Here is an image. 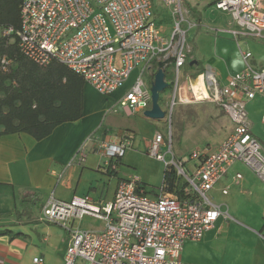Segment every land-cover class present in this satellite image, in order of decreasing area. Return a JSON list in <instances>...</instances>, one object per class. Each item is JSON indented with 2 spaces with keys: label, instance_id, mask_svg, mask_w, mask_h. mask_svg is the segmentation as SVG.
<instances>
[{
  "label": "built area",
  "instance_id": "obj_1",
  "mask_svg": "<svg viewBox=\"0 0 264 264\" xmlns=\"http://www.w3.org/2000/svg\"><path fill=\"white\" fill-rule=\"evenodd\" d=\"M160 1L176 19L169 40L156 26L154 0H22L19 30L7 28L1 33L2 37L15 35L21 54L37 66L61 64L103 97L122 89L140 67L117 101L127 115L150 109V90L142 76L147 72L152 81V62L172 57L175 79L170 110L176 103L206 102L219 107L232 124V131L213 151L190 154L191 167L173 155L165 163L161 152L164 137L154 135L147 154L164 163V168L173 167L181 179L184 199L166 195L161 188L150 197L136 175L118 181L112 200L104 204L89 195L64 201L51 194L40 219L69 231L63 264H198L181 261L184 243L199 242L219 218H228L207 193L237 164L264 183V151L251 133L245 107V101L264 97V66L254 68L247 62L251 53L241 52L243 70L223 86L202 74L208 90L195 99L189 80L181 79L188 58L182 0ZM210 1L216 11L231 17L238 30L231 31L234 37L242 34L264 40V0ZM174 35L179 37L173 45ZM9 64L5 57L0 59L3 70ZM128 141L102 143L98 149L106 159L121 158ZM84 159L85 149L80 146L66 167ZM104 166L115 168L108 162ZM56 177L60 179L62 174ZM234 179L240 180L241 174L236 173ZM221 194L226 195V189ZM85 219L99 222V228H81ZM32 263L44 264V260L35 257Z\"/></svg>",
  "mask_w": 264,
  "mask_h": 264
},
{
  "label": "crops",
  "instance_id": "obj_2",
  "mask_svg": "<svg viewBox=\"0 0 264 264\" xmlns=\"http://www.w3.org/2000/svg\"><path fill=\"white\" fill-rule=\"evenodd\" d=\"M209 2L212 5L210 0ZM231 31L238 32L233 25L219 35L214 31L211 33L202 31L203 33L199 32L196 35L198 46L193 52L194 57L193 59L187 58L181 73L182 82L188 79L191 88L193 81L198 83V90L195 91L192 88L194 94L202 88L203 91L208 90L207 82L202 74H209L217 85L223 86L230 76L242 71L245 62L241 57V52H250L248 44H245V42L249 43V39L257 43H264V40L259 41L242 34L234 37ZM251 58L252 54L249 59ZM247 62L254 68L264 66V61L261 60L254 62L253 65L250 60ZM126 87L116 91L111 97L120 99ZM87 88L92 89L87 84L84 85L82 117L78 121L57 126L48 137L41 141H35L29 135L22 133L0 137V264H33L32 259L35 257L43 258L44 264H63L69 231L58 225L42 222L40 219L41 210L47 198L52 194L58 200L68 201L74 196L89 195L96 203L104 204L112 200L118 181L128 177L126 174L120 176L118 171L120 168L118 164L122 166V158L106 159L98 151L101 140H98L95 131L102 123L104 109L97 110L89 102L90 100L86 96ZM261 100L264 101V97L258 96L251 101H245V107L249 112L247 114L251 133L259 142H264V129H262L264 125L262 123V126L259 125V122L264 123V121L260 120L259 112L255 110L256 103ZM179 104H194L189 108L196 107V109L204 110L206 113L205 122L212 126L210 131L217 129L218 141L214 142L212 147L207 146L210 145L207 141L203 152L213 151L232 131V124L228 118L220 119L224 112L216 105L201 101ZM138 113L149 122L163 120H150L145 118L143 113ZM222 123L226 126L225 129H221ZM131 134L133 133L125 132L122 138L109 144H117L123 139L131 137ZM80 146L85 149L84 161L81 164L73 163L66 167ZM262 149H264L263 146ZM106 162L110 166L116 165L115 168H105ZM59 173L62 174V177L57 179L56 175ZM257 180L259 179L257 178ZM232 181L237 184L244 181V178L241 174L240 180L236 181L233 177ZM245 182L248 184L249 179ZM142 185L146 190L147 185L144 183ZM155 189L153 191L146 190V194L155 197L157 188ZM242 191L250 197L256 194L258 199L264 201V190L256 189L255 192H252L249 187H243ZM218 221L224 220L219 218ZM248 223L251 229L258 222L248 221ZM99 226V222L91 219H85L80 224L81 228H99ZM214 228L205 232L199 242L187 241L184 243L181 252L183 263H202H199V258L187 256L188 252L195 246L202 248V240ZM4 233L20 235L10 238Z\"/></svg>",
  "mask_w": 264,
  "mask_h": 264
},
{
  "label": "rangeland",
  "instance_id": "obj_3",
  "mask_svg": "<svg viewBox=\"0 0 264 264\" xmlns=\"http://www.w3.org/2000/svg\"><path fill=\"white\" fill-rule=\"evenodd\" d=\"M154 6L156 26L160 29L164 38L169 40L172 36L176 19L174 20L171 11L160 0H154ZM182 7L186 13V23L182 25V29L185 31L184 42L190 59H193V52L196 51L198 46L196 35L199 32L207 33L208 31V33H211V31H214L219 35L233 26L231 17L216 11L209 0H182ZM194 11L197 12V15H195ZM178 37L179 35H174L173 45L178 41ZM239 42L244 44L242 41ZM245 44H248V51L252 54V58L249 59L252 65L258 60L264 61V43H257L249 39V43L245 42ZM151 66L152 70L155 71L157 62H152ZM139 68L132 73L124 87L130 85ZM182 72L183 69H181ZM164 73L168 87L160 94L158 101L160 109L166 112V117L162 121L149 122L139 113L127 117L126 110L118 108L117 101L119 99H114L111 96L103 97L90 88L86 90L89 102L97 110L104 109L102 123L95 131L98 140H101L100 144L113 143V141L122 138L125 132L133 133L128 138V143L129 145L131 143L132 146L127 147L121 157L122 166L118 164L120 176L123 174L127 176L136 175L140 178L141 183L147 185L146 190L153 191L157 188V194L160 188L163 189L161 182L164 163L147 154V149L155 134L159 133L164 137L165 143L161 152L165 153V163H169L173 155L175 159L183 161L185 166L189 165L190 167L192 162L188 159L192 152L205 149L207 141L210 144L207 146L212 147L211 145L219 139L217 129L210 131L212 128L211 124L205 122V111L196 109V107L189 108V106H194V104L181 105L176 103L170 110L173 81L175 79L173 63L165 67ZM142 78L150 89V75L145 72ZM255 110L259 112L258 117H261L260 120L262 121L264 114L263 100L256 103ZM246 111L248 112V109ZM220 119L226 120V116L222 113ZM261 123L264 125L263 122H259V125ZM225 128L226 126L222 123L221 129ZM259 143L264 148V142L260 141ZM169 144L170 151H168ZM237 172L242 174L244 181L236 184L232 180ZM248 179L249 183L247 184L245 181ZM243 187H249L252 192H255L256 189L261 191L264 190V183L257 180L249 169L237 164L229 169L227 176L219 181L212 191L207 193L208 198L214 204L220 206L222 213L227 214L228 218H220L224 221H218L219 223L214 224V230L202 240V248L195 246L188 252V255H185L199 258V263L202 262L201 264L264 263V201L258 199L256 194L250 197L242 193ZM223 188L227 191L226 195L221 194V189ZM164 194L166 193L164 192ZM248 221H254L255 223L257 221L258 223L250 229Z\"/></svg>",
  "mask_w": 264,
  "mask_h": 264
},
{
  "label": "trees",
  "instance_id": "obj_4",
  "mask_svg": "<svg viewBox=\"0 0 264 264\" xmlns=\"http://www.w3.org/2000/svg\"><path fill=\"white\" fill-rule=\"evenodd\" d=\"M21 2L0 0V59L10 61L6 70L0 66V137L22 133L41 141L57 126L82 117L85 83L61 64L37 66L21 54L15 35L2 37L4 29L19 30ZM161 184L166 194L186 197L173 167L164 169Z\"/></svg>",
  "mask_w": 264,
  "mask_h": 264
},
{
  "label": "water",
  "instance_id": "obj_5",
  "mask_svg": "<svg viewBox=\"0 0 264 264\" xmlns=\"http://www.w3.org/2000/svg\"><path fill=\"white\" fill-rule=\"evenodd\" d=\"M173 62V58L169 57L164 61L157 63L155 72L152 73V81L150 84V109L143 112V116L150 120H161L165 117V113L160 109L158 105L159 96L168 87V83L165 81V67Z\"/></svg>",
  "mask_w": 264,
  "mask_h": 264
},
{
  "label": "bare ground",
  "instance_id": "obj_6",
  "mask_svg": "<svg viewBox=\"0 0 264 264\" xmlns=\"http://www.w3.org/2000/svg\"><path fill=\"white\" fill-rule=\"evenodd\" d=\"M197 85H198V83H196V81H193V82H192V88H193L195 91L198 90ZM203 92H204V91H203V88H202L198 93H196V94L193 93L195 99H199V98L202 96L201 94H202ZM184 96H185V97H189L187 93H184ZM190 96H192V95L190 94Z\"/></svg>",
  "mask_w": 264,
  "mask_h": 264
}]
</instances>
